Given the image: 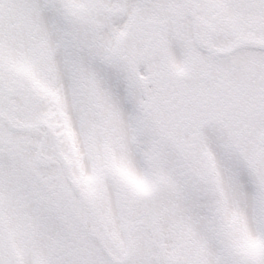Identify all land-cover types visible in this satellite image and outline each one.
Returning <instances> with one entry per match:
<instances>
[{
  "label": "snow or ice",
  "instance_id": "snow-or-ice-1",
  "mask_svg": "<svg viewBox=\"0 0 264 264\" xmlns=\"http://www.w3.org/2000/svg\"><path fill=\"white\" fill-rule=\"evenodd\" d=\"M0 264H264V0H0Z\"/></svg>",
  "mask_w": 264,
  "mask_h": 264
}]
</instances>
